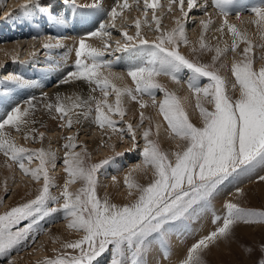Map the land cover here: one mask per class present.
Wrapping results in <instances>:
<instances>
[{
    "label": "snow or ice",
    "instance_id": "1",
    "mask_svg": "<svg viewBox=\"0 0 264 264\" xmlns=\"http://www.w3.org/2000/svg\"><path fill=\"white\" fill-rule=\"evenodd\" d=\"M133 3L137 7L140 6V0H133ZM174 3L175 0H168L169 11ZM211 3L223 18V23L217 30L223 31L226 25L233 36L231 50L235 51L242 41L246 43L241 59L234 60L231 64V73L235 78L231 90L235 92L238 87V96L229 94L227 78L221 74L220 69L227 65H216V61L229 50L228 46L213 48L205 43L202 34L197 47L185 33L184 19L188 16V11L197 6V0H187V11L184 8L185 0H179L181 15L175 17V27L168 30L161 28V17L156 14V10L161 7L160 0H143L144 21H148V13L151 10V20L155 21L156 31L160 35L151 41L145 38L141 34L142 21L139 16L134 20L135 34L128 35L127 31L123 33L128 43L120 45L121 49L137 48L140 52L139 59L127 69V76L131 77L135 87L117 86L114 81L123 80L124 75L111 71L107 74L102 72V68L111 69L113 62L103 59L104 49L86 44L85 40L81 39L76 48V70L68 72L59 83H68L69 78L84 80L94 85L93 92L99 90L102 96H89L85 100L79 96L62 97L57 93L54 102L43 104L45 110L59 113L62 119L67 117L69 127L73 123L69 113H72L73 109H83L82 113L76 115L88 117L94 111L95 122L100 127L107 125L116 131L114 125L117 121L112 119V114H118L123 119L126 113L123 106L125 96L138 101L143 109L148 104L141 98L143 95L150 96L155 107V90L164 92V99L158 104L159 113L167 121L170 133L179 138L182 145L169 154L160 147L157 140L151 138V126L144 130L143 160L133 171H143L151 166L154 178L143 185L133 178L131 172L128 174L124 183L130 190L129 196L133 195L135 190L137 195L134 200L117 204L113 203L107 194L103 197L98 195L97 174L109 163V159L86 163L90 154L86 147H82L80 152L75 151V137H66L68 143L64 145L67 150L63 164L68 179L59 194L53 195L51 188L57 185L49 174L48 164L52 162L51 166L55 167V153L42 147L32 149L17 144L10 132L5 131L6 126L21 131L29 124L37 122V103H34L37 97L26 100L24 103L27 107L17 105L6 112L0 121V153L18 164L24 174L37 181L43 179V185L34 199L0 214V253L9 251L26 239L27 234L38 223L37 218L43 219L62 211L68 221L67 227L83 233L79 238L63 243L62 247L78 250V254L61 253L54 249L57 256L54 259L45 258L44 264H96L98 259L109 251L108 264H147L146 257L154 246L167 258L172 251V237L179 239L186 234V229L177 225L190 221L198 209H211L214 212L211 208V198L228 177L256 166L264 167V65L258 69L254 67L253 41L249 34L228 22L230 9L237 4V0H211ZM204 6L207 7V0ZM91 7L101 9L102 5L99 0H93ZM130 7L132 5L128 0H123L122 5L112 7L107 13L111 24L107 21L101 23L99 29L90 35L110 37L111 32L106 29L114 28L116 19L122 16L124 9ZM250 11L255 15L251 23L258 27L264 38V6L254 7ZM236 14L239 17V13ZM55 22L62 23L59 19ZM200 23L206 32L212 20L209 18ZM116 43L119 45V41ZM181 44L190 46L193 53L214 50L212 62L201 63L199 59H190L180 51ZM63 46L59 42H49L45 43L43 48ZM107 47L105 43L104 48ZM259 47L264 48V43L259 44ZM259 59L264 60V55ZM184 70L191 72L187 87L195 95L201 126H197L189 118L183 103L187 97L181 98L158 80V77L164 75L179 84ZM202 77L210 80V83L203 87L199 84ZM10 81L17 86L26 87L38 84L20 76H12ZM112 93L115 94V103L109 104L107 98ZM42 96L46 97L47 93ZM140 118L141 124L145 119H151L145 117L143 111ZM76 123H79V120H76ZM156 128L158 132V124ZM119 131L131 133V138L135 141L136 133L131 124ZM33 133H37L38 138L43 140L44 133L35 128L26 133L25 139L31 138L35 141L37 135H32ZM34 159L39 160V165L35 168L28 167L25 161L31 163ZM12 166V163H7L8 168ZM258 179L264 180V176ZM77 180L82 181L83 186L78 191H70L69 186ZM236 192L243 194V189L238 188ZM50 203L56 206H49ZM223 208V216L214 215L213 223L218 225L216 229L194 243L180 264H206L203 252L221 239H229L235 225L264 223V209L243 207L232 200L225 201ZM30 218L31 222L23 228L17 227L22 221ZM259 264H264V259H261Z\"/></svg>",
    "mask_w": 264,
    "mask_h": 264
},
{
    "label": "bare ground",
    "instance_id": "2",
    "mask_svg": "<svg viewBox=\"0 0 264 264\" xmlns=\"http://www.w3.org/2000/svg\"><path fill=\"white\" fill-rule=\"evenodd\" d=\"M6 2V0H0V9H4L5 5L3 7V4ZM99 3L102 5L101 9L91 7L93 0H11L7 8L3 10L10 12L9 17H11V19L5 18V15L2 19L0 18L1 22H6V24L0 25V30L2 31L3 29L2 36H0V119L3 120L6 112L10 111L13 107L17 105H20L22 108L27 107L24 102L30 97H37V101H34V103H37V111L35 114V120L37 122L35 124H29L27 128L22 129L20 132L23 135H26L30 129L35 128L38 132L44 133L43 140L38 138L37 133L32 134L37 135V139L34 141L30 138V140L34 143L36 142L37 146L39 145L45 150L55 153V167H52V162H49L48 168L56 169L50 176L53 177L54 180L58 179L57 182H54L55 184L57 183V185L64 182L67 178H65V175L63 174L65 173L62 171L64 166L60 162L62 154L67 150L64 147V145L68 143L66 137H75L77 142V134L80 133L82 135V140L87 141L89 144L88 150L90 154L98 156L102 155L104 157L113 154L116 149L125 151L126 148L133 147L134 142L137 141L132 140L130 133L124 136L125 134L121 133L117 126L114 127L117 129L116 131H113V128H110L107 125L103 128L100 127L95 122L94 111L91 115L85 117L83 115H76V113H82L84 111L83 109H73L72 113H69L73 121L72 125L69 127L67 117L62 119L59 113H56L55 111L49 112L43 108V104L55 101L57 93L62 97L75 98L76 96H79L85 100L89 96H96L98 98L102 96L99 90L93 92L92 88L94 85L89 84L84 80H71V78H69L68 83H59L67 76L68 72L76 70V48H78L81 39H84L86 44L99 49H104L105 54L103 59L113 62V59L111 60L110 57H107L108 55L113 58L116 57V60L118 59V66L116 64L115 67L112 66L111 69H101L105 74L111 71L113 73L124 75L123 80L114 81L117 86H134L131 77L127 76V69L139 59L140 52L137 48L121 49L120 45L128 43L123 34L124 31H127L128 35L135 34L136 28L134 20L137 16H139L142 21L141 34L150 41L156 39V35L154 34L156 29L155 21L151 20L152 11L149 10L148 21L145 22L143 16V0H140L139 7L133 3V0H128V3L132 5V7L123 10L122 16L116 19L114 28L108 27L106 29L111 32V36L93 37L90 33L97 31L101 23L107 21L109 25L111 24V18L107 13L112 7L122 5L123 0H99ZM167 3L168 0H160L161 7L156 10V14L161 17V28L165 30L175 27V17L181 15L179 0H175L171 11L167 9ZM204 3L205 0H197V6L188 11L187 18H190V20L187 21L188 19H185L186 21H184L186 22V24H184L185 33L192 44L197 45V47L202 34L204 35L205 43L213 48L215 46L221 48L226 45L228 46L229 50L222 56V58L227 64V67L224 68L227 80L232 82L234 79L233 77L231 78L230 64L234 61V56L239 50H231L233 36L228 31L226 25L223 31L217 30L223 23V18L218 14L217 9L212 6L211 0H207V7L204 6ZM256 4L264 6V0H237V4L230 9V14L228 16L229 24H235L238 29L247 31L249 37L253 41V47L259 41L264 43V38H262L258 27L251 23V21L255 19V15L250 9L254 8ZM22 5L25 6L22 7ZM184 8L187 11V0H185ZM118 11H120L119 7ZM237 12L239 13V17L236 14ZM189 15H191V17H189ZM209 18H211L212 23L209 24L208 30L205 32L200 21H207ZM56 19H59L62 23H56ZM117 41H119V45L116 43ZM49 42H59L64 46L51 49L43 48V45ZM105 43L108 45L106 49L104 48ZM239 45L241 48L246 47V43L243 41L240 42ZM182 46L187 53L192 52L190 46L184 44H182ZM207 52L211 53L212 56L215 55L214 50ZM253 52L254 57L258 56L257 51L253 50ZM117 53L118 55L120 53L119 57L116 56ZM106 57L108 59H106ZM24 61L35 64V67L34 65L32 69L25 67L23 64ZM21 65H23V68H20ZM6 66L8 67L6 68ZM19 68L21 71L17 73ZM11 76H20L25 80L38 82V84L33 87L17 86L6 80ZM189 76L186 74V79L181 80V83L179 84L174 83L170 78H167L170 82V87L173 89L172 91H175L181 98L187 97L186 100H183L186 109L195 108L193 106L195 105V95L187 87V79ZM5 87L10 88V90L7 91L9 92L8 94H6L7 92H4L6 91ZM44 93H47L46 97L42 96ZM155 98L157 106L154 107L151 103L150 96H142V99L148 102L147 106L143 109L140 108L139 102L133 101L130 97L125 96L123 98L124 108L126 109L123 119L124 121L131 120L133 123L132 125L135 128L136 137L139 138L141 136L139 139L142 140L140 147L145 146L143 132L148 128V124L145 126L140 125L141 111H143L145 117L151 118L155 128L157 124L159 125L158 133L163 140L169 138V143H173L175 140L170 135L168 124L166 123L167 121H165L163 116L159 113L158 104L162 100V97L160 95L157 96V92H155ZM107 99L109 104H114L115 94L113 98ZM68 103L70 104L71 101H68ZM118 116V114H112V119ZM76 120H79V123H76ZM5 131L10 132L12 137L17 134L16 130L12 129L10 126H6ZM142 160L143 156L137 150L136 152H129V155H120V157L114 158L113 161L105 166L106 170H110V175L111 173L114 174L116 172V177H114L118 179V183L112 182L116 190L123 194L129 193L130 190L124 183L125 178L128 176L129 168L132 167L134 169L136 165L142 163ZM7 163H9L7 157H5L3 153H0V185L2 186L3 184L5 185L10 182L17 184L19 181L17 180L18 177H14V170L16 169L13 166L8 168ZM16 172L19 175H23L21 177V184L26 185L25 188H22L21 185L18 187L20 193L28 192L35 187L30 180L24 178V173L21 170H16ZM137 172L138 175H142V171ZM55 173L60 174L56 175ZM221 186L225 187V184ZM254 190L256 191L255 188ZM16 191L18 190L13 189V192L16 193ZM256 200L258 199L256 198ZM204 221L205 216H201L200 219L194 223V228L196 227V229L200 231L202 227H204L202 226L204 225ZM60 226L62 227V225ZM68 232L70 231L68 230ZM61 235L65 236L66 232L61 231ZM47 236L49 235L47 234ZM49 238L50 237H48V241L44 242L43 248L27 252L25 257L30 259L38 257L42 253L50 252L53 249V242L52 239ZM183 243L184 241H180L176 236H173L171 255L167 258H163L162 251L154 246L153 250L146 257L147 264H173L174 262L179 261L183 257L181 255L185 248ZM225 243L219 241L218 245L215 246V250L226 248L227 246ZM228 249L229 248H227V250ZM19 260L20 259L16 256L14 263L6 261L5 264H16Z\"/></svg>",
    "mask_w": 264,
    "mask_h": 264
},
{
    "label": "rangeland",
    "instance_id": "3",
    "mask_svg": "<svg viewBox=\"0 0 264 264\" xmlns=\"http://www.w3.org/2000/svg\"><path fill=\"white\" fill-rule=\"evenodd\" d=\"M6 1L7 2L5 4H3V7L5 5L4 9H0V18L1 19L4 17V15H5V18L11 19V17H9L10 12L9 11H3L7 8L8 4L11 0H6ZM255 7H261V4H256ZM11 9H13V8H11ZM189 17H191V15H189ZM185 19L187 20L188 18L186 17ZM185 19H184V21H186ZM189 20H190V18L187 21H189ZM2 24H6V22L0 21V25H2ZM184 24H186V22H184ZM2 33H3V29H2V31L0 30V36H2ZM154 34L156 35V38L160 35V33L158 31H156V29H155ZM259 44H261V41H259L253 47V50L258 52V56L254 57L255 58L254 59V67H256L257 69L261 65H264V60L259 59V57L261 55H264V48L259 47ZM182 47L183 46L181 44L180 45V51L185 56L189 57L190 59H193V60L199 59V62H201V63H211L212 62L213 56L211 55V53H209L207 51L197 52V53H193V52L187 53ZM243 49L244 48L243 47L241 48L240 45L238 46V48L235 51L239 50V52L234 56L235 57L234 60L241 59V53L243 52ZM119 55H120V53H119ZM119 55H118V53L116 54V56H118V57H119ZM253 56H254V52H253ZM107 57L108 58L110 57L111 60L113 59V65H112L113 67H115V65L117 63H119L118 59L116 60V57L113 58L110 55H108ZM107 57H106V59H108ZM23 64L25 65V67H29L31 69L33 68V65L35 67V64H33V63L31 64L29 62L24 61ZM220 64L227 65L223 61L222 57L220 58V60L216 61L217 67H219ZM231 64H230V67H231ZM22 66L23 65H21L20 68H23ZM117 66H118V64H117ZM7 67L8 66H6V68ZM20 68L17 70V73H19L21 71ZM224 68L220 69V71H221V74L227 78V75L225 74ZM10 70H11V68H10ZM189 72H190L189 70H184L182 72V80L186 79V74H187V76H189L191 74V72L190 73ZM231 75H232V73H231ZM232 77L234 79V80H232V82H229L227 80V82H228L227 83V89L229 91V94L236 97L239 95V89L237 87V90L235 92H232L231 84L235 82V78L233 75L231 76V78ZM167 78L169 79L168 76L162 75V76L158 77V80L160 81V83L164 84L170 91H172L173 89H172V87H170L171 85H170V82L167 80ZM6 80L9 82L10 78L9 79L7 78ZM208 83H210L209 78L202 77L199 80V84L201 87H203L204 85H206ZM133 87H135V85ZM5 90L6 91H4V92H7L8 90H10V88L5 87ZM161 91L162 90H160V89L155 90V92H157V96L160 95L162 97V100H163L164 99V92L163 91L161 92ZM8 93L9 92H7L6 94H8ZM113 96H114V94L112 93L109 95L108 98H113ZM194 100H195V105H193V106L195 108L186 109V111L189 115L190 120L194 124H196L197 126H201L202 121L200 118L199 110L196 108L195 96H194ZM123 106H124V104H123ZM206 106L209 108L212 107L211 105H206ZM114 120L117 121V123L114 125V127L117 126L119 129H126L128 124H131V125L133 124L131 122V120L130 121H128V120L124 121V119H121L120 116L114 118ZM0 121H2V120L0 119ZM146 124H148V127L149 126L152 127V133L153 134H152L151 138L154 140H157L160 147L165 152H168L169 154H171L172 152L178 150V146L182 145V141L179 138L174 137V135H172L171 133H170V135L173 137V139H175L173 143H169V141H170L169 138H165L163 140L160 137V134L157 132L156 128L154 127L155 125L151 119H145L143 124L140 123L141 126L142 125L145 126ZM133 129L135 131L134 126H133ZM16 133L17 134L14 135L13 137L15 138V141L17 144H21V145H24L25 147L32 148V149L41 148V146L36 145V142L34 143L33 141H31L30 138L25 139V135H23L20 131H16ZM123 134H125L124 136H126L128 134V132L124 131ZM81 136L82 135L80 133L77 134V140L78 141L76 142L77 147H76L75 151L80 152L82 150V147H86L87 152L90 154V152L88 150L89 144L87 141L82 140ZM140 137L139 138L136 137L135 140H137V141L134 142V146L126 148L125 151H121L119 149L118 150L116 149L113 152V154H111L107 157H104L102 155L98 156V155L90 154V157H88L85 162L86 163H97L101 160L109 159V163H110L111 161H113L114 158L120 157V155L121 156L129 155V152L130 153L136 152L137 150L142 154L143 148L145 146L140 147V144L142 142V140H139ZM138 147H139V149H138ZM118 154H120V155H118ZM63 159H64V154H62L60 162L64 166L62 171L65 172L64 171L65 165L63 164ZM8 161H9V163H12L13 167L16 170H20L18 164L14 163L10 160H8ZM25 163L27 164L28 167L35 168L39 165V160L34 159L31 163H29L26 160ZM108 164L104 165V167H102L97 174V176H98V187H97L98 195L100 197H103L105 194H107L109 196V198L111 199V201L113 203H117V204H124V203H128V202L134 200L136 198V195H137L135 190H133V195L129 196V194H123L122 192H119L118 190H116L114 188V185L112 184V182L118 183V179L115 178L116 181H114L112 179V176L116 177V174H115L116 172L114 174L111 173V175H110V173H109L110 170L107 169L108 170L107 171L106 167H105ZM129 169L130 170L128 172L129 173L131 172L133 178L136 181H138L140 184L146 185L149 182H151L152 179L154 178V176H153L154 170L152 169L151 166H149L148 168L143 170L142 175L141 174L138 175L137 171L134 172L132 167H130ZM16 170H14V172H15L14 177H18L17 180H19V181L17 184L10 182V183L5 184V185L3 184V186L0 185V214H3L4 212L10 210L12 207H15L21 203H25L28 200L34 199L35 196L38 194V190L43 185V179H40L39 181H37V180H34L33 178H31L30 175L24 174V178L26 180H30V182H32L35 185V187H33L32 190H30L28 192L20 193L18 187L21 185L22 188H25L26 185L21 184V182H22L21 177L23 175H21V174L19 175L16 172ZM55 170L48 168L50 175ZM55 174L59 175L60 173H55ZM63 174L65 175V178L66 177L67 178L64 180V182H62L58 185L56 183L55 185H57V186L51 188V192L53 195L59 194V192L62 190L63 184L68 179L67 173L65 172ZM260 176H264V167H260V166H256V167H254L248 171H239V172L233 174L232 176L228 177L225 180V182L223 183V184H225V187L219 186L217 191L213 194V197L211 198V208H213L215 210L214 212L211 209H209V210H199L198 209L197 214L190 221H188L184 225H177V227L180 226V228L186 229V234L183 236V238H179L180 241H184L183 246L185 245V248L183 249V251L181 253V255L183 257L179 261L174 262L173 264H180V261H182L186 257L188 250L191 248V246L194 243H196L200 238L208 235L211 231L216 229V227L218 225L216 223H213L214 215L223 216V214H224L223 204L225 201L232 200L233 202H236V203L240 204L241 206L247 207V208L264 209V195H262V194H264V180L258 179V177H260ZM57 181H58V179L54 180V182H57ZM256 185H258V186H256ZM82 186H83V182L80 180H77L74 184H71L69 186V190L75 192V191H78ZM238 188L243 189V194H237L236 189H238ZM254 188L256 189V191L254 190ZM13 189H16L18 191H16V193H15V192H13ZM255 196H257V197H255ZM253 198L255 199V201ZM256 198L258 200H256ZM62 202L63 201L61 200L60 203H62ZM49 206H56V205L50 203ZM201 216H205L204 225H202V226H204V227H202L203 231H202V229L199 231L198 229H196V227L194 228V223H196L200 219ZM37 219H38V223L33 226L31 231L27 234L26 239L21 241L18 245H16L14 248L10 249L9 251H7L5 253H0V264H5L6 261L10 262V263H14L16 256L18 259H20L16 264H44L45 258H53L54 259L57 256V251H54V249L58 250L61 253H69L72 255L78 254V250L64 249L62 247L63 243L75 240V239H77L83 235V233L77 232L75 230H71L67 227L68 221L64 218V213L62 211L55 213V214H52L50 216L44 217L43 219H39V218H37ZM30 222H31V218L29 220L22 221L21 224L18 225L17 227L23 228L26 224H28ZM60 225H62V227ZM65 225H66V227H65ZM65 228H67V229H65ZM68 230L70 232H68ZM55 231H56V233H55ZM61 231L66 232V235L65 236L61 235ZM47 234L49 236H47ZM48 237H50L49 239H52V242H53V245H52L53 249L50 252H46L44 254L42 253L38 257H34V258H30V259L25 257L27 255V252L40 250L41 248H43L44 242L48 241ZM222 241H224V242H222ZM220 242L221 243L226 242L225 245L227 246L224 249H220L222 252L220 250H215V246L218 245V242L210 245L209 248L203 252V257H204L206 264H259V261L261 259H264V223H253V224L240 223V224H237L233 228L231 237L229 239H221ZM110 248H111V246H110ZM227 248H229V249L227 250ZM221 254H222V256H221ZM109 258H110V251L108 253H105L103 256H101L98 259V261L96 262V264H100V263L108 264ZM163 258H166V257L163 255Z\"/></svg>",
    "mask_w": 264,
    "mask_h": 264
}]
</instances>
